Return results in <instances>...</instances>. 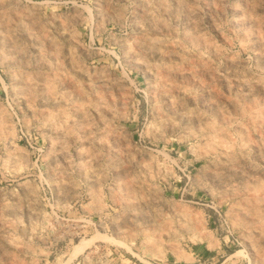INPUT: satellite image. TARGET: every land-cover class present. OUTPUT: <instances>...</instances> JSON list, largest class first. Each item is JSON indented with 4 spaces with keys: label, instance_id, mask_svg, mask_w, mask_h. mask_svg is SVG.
Masks as SVG:
<instances>
[{
    "label": "rangeland",
    "instance_id": "1",
    "mask_svg": "<svg viewBox=\"0 0 264 264\" xmlns=\"http://www.w3.org/2000/svg\"><path fill=\"white\" fill-rule=\"evenodd\" d=\"M0 264H264V0H0Z\"/></svg>",
    "mask_w": 264,
    "mask_h": 264
},
{
    "label": "bare ground",
    "instance_id": "2",
    "mask_svg": "<svg viewBox=\"0 0 264 264\" xmlns=\"http://www.w3.org/2000/svg\"><path fill=\"white\" fill-rule=\"evenodd\" d=\"M82 250H83V246L81 245V247L79 249H77V251H82Z\"/></svg>",
    "mask_w": 264,
    "mask_h": 264
}]
</instances>
